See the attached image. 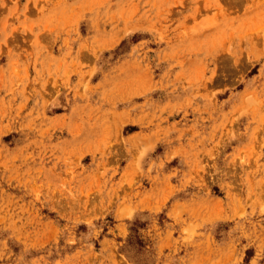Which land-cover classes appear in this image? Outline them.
<instances>
[{"label":"rangeland","instance_id":"1","mask_svg":"<svg viewBox=\"0 0 264 264\" xmlns=\"http://www.w3.org/2000/svg\"><path fill=\"white\" fill-rule=\"evenodd\" d=\"M0 264H264V0H0Z\"/></svg>","mask_w":264,"mask_h":264}]
</instances>
